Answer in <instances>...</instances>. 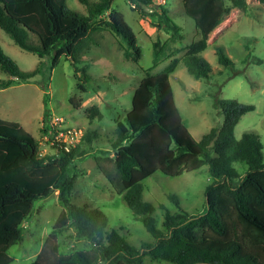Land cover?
Masks as SVG:
<instances>
[{
  "label": "trees",
  "instance_id": "16d2710c",
  "mask_svg": "<svg viewBox=\"0 0 264 264\" xmlns=\"http://www.w3.org/2000/svg\"><path fill=\"white\" fill-rule=\"evenodd\" d=\"M79 1L86 13L70 9L67 0H0V29L21 49L49 57L51 70L62 59L71 61L75 73L85 82L92 76L89 67L81 64L100 44L95 33L109 32L122 40L125 57L139 63L142 50L136 33L123 13L113 7L115 0ZM127 1L134 8L155 9L154 0ZM181 1L183 13L194 20L200 36L186 47L183 63L195 78H209L212 67L202 54L209 33L220 26L231 9L225 0ZM231 2L245 12L250 8L246 0ZM258 2L264 7V0ZM157 8L170 40L182 42L184 35L169 15V7ZM216 53L221 65L233 66L222 47L217 46ZM153 55L154 66L168 58L159 41L153 43ZM177 65L178 60L173 59L156 74L143 70L145 76L133 93L126 123L116 121L114 139L109 141L116 170L111 174L98 163L113 190L122 195L154 242L131 245L116 229L108 228L101 209L70 201L76 180L70 167L77 157L90 154L83 144H91L97 131L85 132L69 152L56 144L55 153L43 155L38 141L19 123L0 118V264L13 263L8 251L23 239L22 225L32 215L35 201L56 191L62 210L32 264H145L146 257L174 264H264L263 145L253 133H244L240 139L235 136L241 118L255 107L219 99L223 124L196 140L183 122L170 82ZM40 66L22 71L0 45V70L9 75L0 80V89L30 81L41 72ZM79 88L86 90L83 83ZM80 102L70 100L75 109L80 108ZM48 117L45 113L44 120ZM87 117L92 123L101 120L103 113L92 106L87 109ZM238 163L246 166L244 172L235 167ZM204 166H208L211 178L205 188L203 212L173 214L163 204L156 206L144 199V181L155 173L174 177L197 172ZM169 199L180 206L177 195L170 194ZM157 207L164 211V229L157 227ZM70 228L77 238L87 239L91 247L62 253L58 236Z\"/></svg>",
  "mask_w": 264,
  "mask_h": 264
},
{
  "label": "rangeland",
  "instance_id": "374dc122",
  "mask_svg": "<svg viewBox=\"0 0 264 264\" xmlns=\"http://www.w3.org/2000/svg\"><path fill=\"white\" fill-rule=\"evenodd\" d=\"M225 1L231 9L230 14L222 27L209 33L208 46L202 54L212 67L209 78H195L183 63L186 47L200 36L194 20L183 13L181 0H154L155 9L134 8L127 0H115L113 7L123 13L136 33L142 57L139 63H135L125 57L122 40L109 32L95 33L100 44L87 54L81 64L89 67L92 79L88 82L75 73L71 61L62 59L51 70L49 57L41 58L21 49L0 29V45L19 69L32 71L41 63V72L30 81L0 89V116L24 122V129L38 141L43 155L57 151L49 140L51 133L44 118L42 127L47 129V133L40 131L39 118L44 113L63 117L64 126L82 129L83 134L97 131L98 136L91 144H83L86 151L89 147L90 154L77 157L70 167V174L76 177L70 201L79 206L88 204L101 209L106 215L108 228L116 229L131 245L139 247L143 242L153 243L154 237L140 220L134 218L126 201L113 190L98 163L111 174L116 170L114 149L109 141L114 139L116 121L126 123L133 93L145 76L144 69L156 74L173 59L178 60L176 69L170 74V82L183 122L196 140H201L212 128L223 124L219 99L254 105L255 109L245 114L237 124L235 136L240 139L244 133L258 135L263 145L264 159V7L258 0H246L250 8L245 12L234 7L231 0ZM160 5L169 7V15L181 27L184 35L182 42L170 40L171 34L160 22V10L157 8ZM67 6L80 13L87 11L79 0H67ZM156 41L165 46L168 58L154 66L153 43ZM217 46L224 49L233 62L232 67L219 63ZM8 78L9 75L0 70V80ZM80 83L84 84L85 91L79 88ZM71 98L81 101L79 109L71 105ZM92 106L99 107L103 118L91 123L87 109ZM235 167L241 172L246 170L244 164L238 163ZM210 178L208 166L174 177L157 172L144 181L143 196L156 206L163 204L173 214L181 211L201 213L206 207L205 188ZM170 194L178 196L180 206L169 199ZM61 210L58 191L35 201L32 215L22 225L23 239L8 251L14 259L12 264H32ZM154 217L157 227L164 229V211L157 207ZM58 239L61 252L66 254L91 247L87 239L76 237L73 228L63 231ZM145 264L174 263L153 261L146 257Z\"/></svg>",
  "mask_w": 264,
  "mask_h": 264
},
{
  "label": "built area",
  "instance_id": "2783aa9c",
  "mask_svg": "<svg viewBox=\"0 0 264 264\" xmlns=\"http://www.w3.org/2000/svg\"><path fill=\"white\" fill-rule=\"evenodd\" d=\"M51 116L46 120V126L52 134L49 140L53 145L58 144L65 151L69 152L81 141L83 131L82 129L64 126L65 120L63 117Z\"/></svg>",
  "mask_w": 264,
  "mask_h": 264
},
{
  "label": "crops",
  "instance_id": "0c3cea01",
  "mask_svg": "<svg viewBox=\"0 0 264 264\" xmlns=\"http://www.w3.org/2000/svg\"><path fill=\"white\" fill-rule=\"evenodd\" d=\"M222 23L225 24L224 21H223ZM222 23H221V24H222ZM223 24H222L221 26H219L218 28L222 27ZM218 28H217V29H218ZM217 29H216V30H217ZM44 115H45V113H44L43 115H41L40 118H39V119H40V120H39V121H40V131L43 132V133H45L44 131L46 130L45 128L42 127V122H43ZM49 116H50V115H49ZM0 118L3 119V120H6V121H10V122H17V123H19V124L24 128V125H23L24 122H22L21 120H17V119H13V118H11V119H6V118L3 117V116H0Z\"/></svg>",
  "mask_w": 264,
  "mask_h": 264
}]
</instances>
